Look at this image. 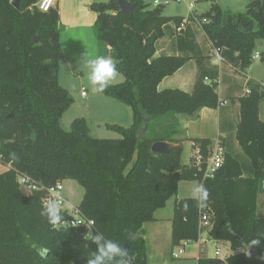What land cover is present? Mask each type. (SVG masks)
<instances>
[{
    "label": "trees",
    "instance_id": "trees-1",
    "mask_svg": "<svg viewBox=\"0 0 264 264\" xmlns=\"http://www.w3.org/2000/svg\"><path fill=\"white\" fill-rule=\"evenodd\" d=\"M15 1L0 0V161L6 166L0 173V264H87L96 247L88 234L95 231L127 247L125 264H148L144 224L176 195L180 181H196L209 198L203 206L193 197L175 198L171 248L198 240L199 212L205 208L212 213L208 238L240 251L224 260L202 256L197 264H264V217L256 216L264 179V86L247 80L249 93L237 99L235 140L241 153L224 148L222 165L205 176L212 140L190 139L200 162L192 155L182 164L183 145L176 138L179 114L220 104L219 69L210 63L192 24L176 31L184 17L163 15L164 5L150 8L152 0H127L134 4L129 13L120 10L117 0L93 1L102 55L113 57L124 76L102 93L127 104L132 123H107L118 138L92 137L84 118L66 131L60 117L72 98L59 83L64 55L58 7L42 12L34 7L37 0H19L17 7ZM195 17L222 62L244 74L253 63L256 40H264V0H249L245 12L225 10L213 0ZM166 35L174 37L175 53L156 55L157 41ZM259 56L264 60V48ZM190 60L197 69L192 92L159 90L165 77ZM157 141L167 142L170 153L153 152ZM19 175L44 189L25 194ZM63 180H76L84 189L78 208L93 221L91 230L54 227L41 215L45 189ZM253 239L260 244L251 245ZM38 248L48 249L47 256H39Z\"/></svg>",
    "mask_w": 264,
    "mask_h": 264
},
{
    "label": "crops",
    "instance_id": "crops-1",
    "mask_svg": "<svg viewBox=\"0 0 264 264\" xmlns=\"http://www.w3.org/2000/svg\"><path fill=\"white\" fill-rule=\"evenodd\" d=\"M93 1L97 0L56 1V6L58 7L59 11L58 26L60 30V45L64 55L63 59L60 62L59 76L63 63L66 64L68 73L74 78L83 76L85 71L83 66L84 59L88 56V54L91 52L96 55H102L103 47L98 41L96 29L94 26L96 13L93 12L90 8V5ZM62 28H64L66 32L70 33V36L68 38L66 36V40L61 35ZM161 40L162 39H159L157 41L156 55L174 54V47H172L173 52H164L165 47L159 46ZM213 52L214 50L212 49L210 53V63L212 65H216L219 69L217 93L219 96L220 104L216 109L203 107L192 115L179 114V134L176 136V138L182 140V137L185 138L182 144L183 151L185 143L187 141L189 142L191 154L194 152V148L192 146L193 142L190 139L193 138H209L212 140V145L215 144L216 141L222 140L226 143L224 144V148L231 147L234 152L241 153L240 147L235 140V128L238 121L237 114L239 109L237 99L239 96L245 94L244 92L239 93L237 88L238 80L241 79V77L240 74L235 72L234 68L230 64H226L223 63L222 60H218ZM196 74V63L194 60H190L179 70H177L173 75L165 77L160 82L158 88L159 90L166 88H178L190 93L193 90ZM120 79V77H117L115 80L111 81V83H119L116 81L124 80ZM246 79L248 80L249 78L247 77ZM113 123H118V125H121L120 122L115 121ZM206 125H212L214 131L213 136H208L206 133H204L205 131L203 130ZM191 154L189 157H191ZM181 162L182 164H188L187 161H182V156ZM169 200H171V198L168 199L165 207L159 208L154 212V221L144 224V229L146 231L144 237L146 239L148 264H150L151 258L160 260L163 256L164 251L166 250V248H168L167 246L171 244V219L173 215L174 203L173 206L170 204L168 207L167 204L169 203ZM256 216L264 217V189L261 188V186L257 194ZM163 229H167L168 235L166 236V245L164 247H162L163 245L161 244ZM208 241L212 243L211 245L214 247V249L216 246L219 247L218 244L215 245V241L209 238L206 242L194 246V248L190 252V257L195 259L194 264H197V259L199 257L209 256L204 246ZM195 243L199 244V242H194L191 244ZM220 243H223V245H229L225 242ZM173 249L174 248H171V256ZM220 251L221 253H225L226 249L220 246Z\"/></svg>",
    "mask_w": 264,
    "mask_h": 264
},
{
    "label": "rangeland",
    "instance_id": "rangeland-1",
    "mask_svg": "<svg viewBox=\"0 0 264 264\" xmlns=\"http://www.w3.org/2000/svg\"><path fill=\"white\" fill-rule=\"evenodd\" d=\"M97 1H108V0H97ZM190 2L194 3L193 9H190L188 4ZM213 0H182V1H170L168 4L162 7V14L165 16H174L180 15L184 18H188L191 15L201 14L207 11ZM221 8L225 10H230L232 12H245L246 5L249 0H215ZM154 6L150 3V8ZM192 27L196 31L197 40L201 43L204 52L210 54L211 53V45L209 41L204 36V33L201 30L200 24L195 19L192 22ZM61 35L65 39L70 36L69 32H66L64 28L61 29ZM89 36V35H88ZM161 43L159 46L165 47L164 52H173L172 47L174 44V37L170 35H166L161 38ZM66 40V39H65ZM264 40L257 39L255 42V49L253 52V63L246 70L244 74H240L241 79L238 80V91L239 93H243L245 89V85L247 82V77L249 79H254L256 81L261 82L264 85V60L260 59V56L256 57V54H259L264 48ZM89 47V44H88ZM89 49V48H88ZM214 50V49H213ZM236 72V71H235ZM119 73V72H118ZM237 73V72H236ZM121 79H124V76L119 73ZM121 82V81H116ZM59 83L65 87L71 98L72 103L69 107L63 112L60 117L61 127L68 131L71 129V123L77 118H84L87 126L90 130V135L96 138H118L120 135L111 128L107 127L108 124H114L113 122H120V124L124 127L130 126L132 123V110L131 108L116 99L105 96L103 93L96 92L87 82L85 75L74 78L68 73V68L65 63L62 64ZM111 83V82H110ZM82 92L85 95H82ZM238 115V114H237ZM260 117L264 119V101L261 103ZM118 124V123H117ZM204 128V127H203ZM204 133L208 136H213L214 131L212 125L205 126ZM183 140L185 139L182 137ZM183 140L181 139V143L183 144ZM194 153V152H193ZM192 153V154H193ZM190 145L187 141L184 145V151L182 153V161L189 162L190 160ZM191 154V156H192ZM6 166L0 161V173L3 172ZM63 194L66 196L70 204L79 205L84 193V189L76 180H63ZM197 184L196 181H180L178 184V189L176 195L171 197L168 207L171 204L173 206L175 198L181 197H193V188ZM21 191L25 190L21 188ZM81 198V199H80ZM166 236L167 229H163V235L161 239V244L164 247L166 245ZM168 243V242H167ZM212 243L208 241L204 246L206 248V252L210 257H214V247L211 245ZM168 245V244H167ZM200 245L198 243L195 244H187L185 246V252L182 257L178 259H174L171 256V244L168 245L166 250L163 253L161 259L151 258L150 264H194L195 259L190 257V252L194 248V246ZM223 248L226 249V252L231 251L229 245L224 244Z\"/></svg>",
    "mask_w": 264,
    "mask_h": 264
},
{
    "label": "built area",
    "instance_id": "built-area-1",
    "mask_svg": "<svg viewBox=\"0 0 264 264\" xmlns=\"http://www.w3.org/2000/svg\"><path fill=\"white\" fill-rule=\"evenodd\" d=\"M56 1L57 0H37L36 3L34 4V7L37 8L39 11L42 12H47L49 11L52 7L56 6ZM170 1H182V0H152V5L153 6H159V5H166ZM190 9H193L194 3L190 2L188 4ZM193 17V21L196 19L195 15H191ZM193 21H189L188 18H185L183 22L180 24L179 27L176 28V31H180L185 27L186 24L191 23ZM206 22V20H203ZM199 23V21L197 20ZM200 24V23H199ZM214 55L218 60H222V57L220 56V53L218 49H214ZM259 54H256V57H258ZM245 94L249 93V88L245 87L244 90ZM82 95H85L84 92H82ZM224 153L225 149L224 147L219 143V141H216L215 144H213L210 148V155L207 160V168L205 171V176H212L213 172L218 169L224 160ZM193 156L195 157L197 163L200 162V156L198 153V150L195 149ZM1 157V156H0ZM18 182L20 189L23 188L25 190V194H29L34 190H42L44 187L38 183L33 182L28 176L26 175H19L18 176ZM261 188L264 189V179L261 181ZM45 196L41 199L42 205L49 201V200H56L57 202L60 203L61 205V212L63 214H66L69 218H66V223L64 226H70V227H78L82 226L85 227L88 230H91L93 226V221L90 219H85L79 211L78 205H72L66 198V196L63 194V182L58 181L56 182L55 185H53L50 188L45 189ZM211 212L208 209L205 208H200L199 212V238L196 241H183L181 245H178L174 247L172 251V257L174 259H178L183 256L185 252V246L189 243H194V242H200L204 243L208 239V231L211 229L213 223L211 221ZM63 226V227H64ZM54 227H59V226H54ZM218 244V246L215 247L214 249V257H217L221 260L226 259L230 255L239 252L238 251H229L225 253H221L220 251V246L223 247V243L215 242V245ZM230 247V246H229ZM231 249V248H230Z\"/></svg>",
    "mask_w": 264,
    "mask_h": 264
},
{
    "label": "clouds",
    "instance_id": "clouds-1",
    "mask_svg": "<svg viewBox=\"0 0 264 264\" xmlns=\"http://www.w3.org/2000/svg\"><path fill=\"white\" fill-rule=\"evenodd\" d=\"M116 60L107 55H96L89 53L84 59V75L88 84L99 93L105 91L110 82L118 76ZM193 198L201 205H205L209 198L206 188L197 183L193 188ZM41 215L52 226L63 227L66 223L65 216L61 212V205L56 200L47 201L42 209ZM88 240L95 244V250L92 251L91 258L87 259V264H125L124 257L126 251L121 244L112 239H105L100 232H91L88 234ZM251 245H259L260 240L253 239ZM37 254L42 258L48 254V249L38 248Z\"/></svg>",
    "mask_w": 264,
    "mask_h": 264
},
{
    "label": "water",
    "instance_id": "water-1",
    "mask_svg": "<svg viewBox=\"0 0 264 264\" xmlns=\"http://www.w3.org/2000/svg\"><path fill=\"white\" fill-rule=\"evenodd\" d=\"M117 1H118L120 10L124 13H129L134 7V4L128 2L127 0H117ZM18 3H19V0H16L14 2V6L17 7ZM33 40L36 41L37 37L35 36ZM8 117H12V113H10ZM151 150L155 153H170V148L168 146V143L165 141H157L153 143V145L151 146ZM126 249L127 247L125 248V250ZM247 252H249L250 254L254 253V251L252 250H247Z\"/></svg>",
    "mask_w": 264,
    "mask_h": 264
}]
</instances>
